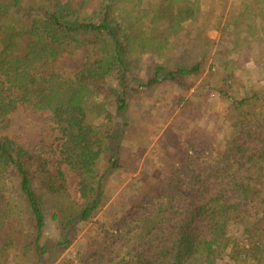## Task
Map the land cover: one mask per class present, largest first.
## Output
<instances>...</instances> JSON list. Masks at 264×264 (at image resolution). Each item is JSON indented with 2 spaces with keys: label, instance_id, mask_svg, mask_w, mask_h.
<instances>
[{
  "label": "trees",
  "instance_id": "1",
  "mask_svg": "<svg viewBox=\"0 0 264 264\" xmlns=\"http://www.w3.org/2000/svg\"><path fill=\"white\" fill-rule=\"evenodd\" d=\"M261 7L264 0H0V264H264ZM242 45L255 48L251 77H236L238 63L228 60ZM81 53L75 71L57 66ZM164 87H194L199 101L173 117L171 137H157L162 168L140 186V200L105 216V180L126 172L124 142L153 125L133 124V97ZM211 92L231 130L222 141L198 126ZM24 110L41 120L33 149L13 131ZM87 224L94 240L64 257Z\"/></svg>",
  "mask_w": 264,
  "mask_h": 264
},
{
  "label": "rangeland",
  "instance_id": "2",
  "mask_svg": "<svg viewBox=\"0 0 264 264\" xmlns=\"http://www.w3.org/2000/svg\"><path fill=\"white\" fill-rule=\"evenodd\" d=\"M258 13L264 15V7H261ZM208 35L217 44H220L221 39L218 31H210ZM238 48L241 49L238 54L232 52L228 58L229 61L238 63L237 67L239 70L235 69L234 74H236V77H241L243 76L242 74L246 72L251 77L259 65L258 61L254 58L255 48H247L244 50V45L241 47L238 46ZM84 55L85 53H81L74 57L65 55L57 61V66L62 68L64 72L71 73L79 68V64L82 62ZM143 61L145 63L148 62L147 59H143ZM242 70H244V72ZM241 83L245 86L244 80H242ZM252 83H254V81H252L251 84ZM259 87L264 90L263 79L260 81ZM193 90L194 87L190 88L187 92L181 93L172 87H164L162 89L150 90L145 94L135 95L133 97L129 110L130 119L133 124L140 128L142 119L144 118L146 120L149 118L153 125L149 127L146 125L144 128H141L140 134L143 133L142 137L138 135L137 138L132 137L129 142H124V152L121 159L125 164L126 172H112L105 180L107 198V203L104 207L105 216L115 215L119 217L129 208V206L126 205L137 203L140 200V186L144 185L145 180L150 177L152 170L162 168L161 154L158 152L160 144L156 143L157 137L161 134L165 137H171L174 131H172L168 125L170 122L175 123L173 117L181 113V110L188 113L193 110L192 106L187 104V100L194 104L199 101V98L192 96L191 93ZM181 95H183V100L175 105V101L180 98ZM201 100L203 107L208 113H206L203 119L199 120V128L202 129L206 135L210 132L214 133L216 138L222 141L231 133V130L223 120L222 111L217 109V106L224 103L212 92L204 96V98H201ZM29 112L28 110H24L15 118L16 125L13 127V131L18 135L22 144L29 149H33L41 140L40 133L42 126L38 114L30 115ZM21 119L26 120L28 123L25 121L21 122ZM7 131L8 130H6V132ZM3 134H5V132H3ZM1 136L2 132H0V137ZM179 138V136H175L169 139H171L172 142L175 141L179 143ZM215 147H218V142L215 143ZM104 214H101L99 221L102 222L104 220ZM117 229L118 228H115L112 233H118ZM51 230L53 231V227ZM77 231L73 243L64 251V257H73L74 252L86 237L89 236L90 240H94L92 235L95 234L94 231L91 230L90 224L79 227Z\"/></svg>",
  "mask_w": 264,
  "mask_h": 264
}]
</instances>
